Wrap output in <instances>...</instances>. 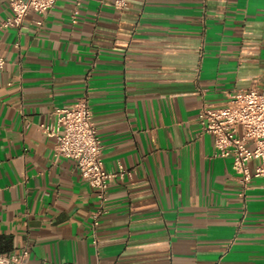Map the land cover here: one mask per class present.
<instances>
[{"label":"crops","instance_id":"1","mask_svg":"<svg viewBox=\"0 0 264 264\" xmlns=\"http://www.w3.org/2000/svg\"><path fill=\"white\" fill-rule=\"evenodd\" d=\"M58 0L0 27V253L30 264H264V177L245 195L205 105L264 91V0ZM13 14L0 0V24ZM86 98L111 184L55 158L42 125ZM253 162V165L256 164Z\"/></svg>","mask_w":264,"mask_h":264},{"label":"built area","instance_id":"2","mask_svg":"<svg viewBox=\"0 0 264 264\" xmlns=\"http://www.w3.org/2000/svg\"><path fill=\"white\" fill-rule=\"evenodd\" d=\"M58 0H10L12 16L0 27L24 26L31 14L41 16L35 20L38 27L43 17ZM129 0H115L121 8L128 7ZM6 59L0 56V71ZM224 107L205 105L199 112L203 130L213 137L214 155L230 159L236 180L245 195L255 178L264 177V91L252 89L235 90ZM53 122L42 125L44 133L55 140V158H71L77 162L82 178L95 191L97 206L92 212L94 225L105 213L109 188L116 181L132 178V172L119 165L117 170L108 171L102 158V142L93 120L92 110L86 98L71 105L56 107ZM253 165V162H256ZM27 246L15 255L0 253V264H30Z\"/></svg>","mask_w":264,"mask_h":264}]
</instances>
